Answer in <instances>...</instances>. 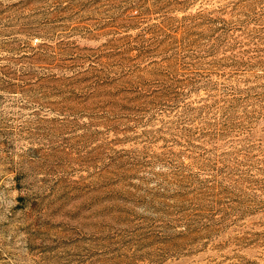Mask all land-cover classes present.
Returning <instances> with one entry per match:
<instances>
[{
    "label": "rangeland",
    "instance_id": "rangeland-1",
    "mask_svg": "<svg viewBox=\"0 0 264 264\" xmlns=\"http://www.w3.org/2000/svg\"><path fill=\"white\" fill-rule=\"evenodd\" d=\"M0 264H264V0H0Z\"/></svg>",
    "mask_w": 264,
    "mask_h": 264
}]
</instances>
